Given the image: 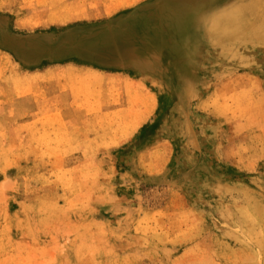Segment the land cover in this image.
<instances>
[{"label":"rangeland","instance_id":"rangeland-1","mask_svg":"<svg viewBox=\"0 0 264 264\" xmlns=\"http://www.w3.org/2000/svg\"><path fill=\"white\" fill-rule=\"evenodd\" d=\"M248 1L0 0V264H264V34L205 28Z\"/></svg>","mask_w":264,"mask_h":264},{"label":"bare ground","instance_id":"bare-ground-1","mask_svg":"<svg viewBox=\"0 0 264 264\" xmlns=\"http://www.w3.org/2000/svg\"><path fill=\"white\" fill-rule=\"evenodd\" d=\"M202 0H192L191 6H188L184 9L186 14L180 15L182 16L181 19H178L175 17V20L178 24L190 22L192 20V12L196 3L200 2ZM254 7L256 9H260L261 7H264V0H249L247 5L242 6L239 9H234L231 11H228L224 15L210 18L205 25L206 31L209 33V37H211V40L214 45H221L225 46L223 44H230L232 42L231 40L237 39L239 36H243L244 34L247 35L246 37L249 39L253 37V35L262 36L264 34V10L257 16V21L253 27L250 26V22L252 19L253 14L255 13ZM168 15V14H166ZM169 16V15H168ZM172 17V15H171ZM175 23V24H176ZM136 22H132L129 24L127 29V36H124L123 38H120L117 45H121L123 50H129L126 45H146V46H152L154 44H161L163 42V36L158 31H149L146 28L142 30V33H139L135 28ZM177 27V28H178ZM230 27L233 28L235 31L234 34L230 39H224L225 32H228L227 30ZM141 30V29H139ZM168 30V29H167ZM170 30V29H169ZM174 30V29H173ZM173 30L166 31V36L168 33H171ZM165 32V30H164ZM230 32V31H229ZM149 33H157V35L150 37ZM149 35V36H148ZM165 36V33L163 34ZM262 38V37H261ZM192 38H190L191 40ZM190 40H184L180 41L179 43H176V46H174V50L181 58V56H185V53L187 52V49L189 47V43L187 44V41ZM260 44H264V40L258 39ZM103 45H108V43L103 42ZM128 53V52H126Z\"/></svg>","mask_w":264,"mask_h":264}]
</instances>
